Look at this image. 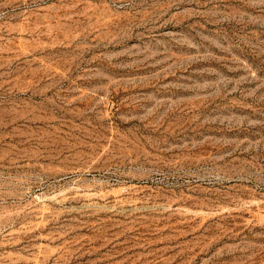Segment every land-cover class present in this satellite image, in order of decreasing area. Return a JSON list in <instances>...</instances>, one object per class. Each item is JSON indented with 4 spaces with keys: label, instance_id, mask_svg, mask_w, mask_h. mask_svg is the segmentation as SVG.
<instances>
[{
    "label": "rangeland",
    "instance_id": "374dc122",
    "mask_svg": "<svg viewBox=\"0 0 264 264\" xmlns=\"http://www.w3.org/2000/svg\"><path fill=\"white\" fill-rule=\"evenodd\" d=\"M0 264H264V0H0Z\"/></svg>",
    "mask_w": 264,
    "mask_h": 264
}]
</instances>
